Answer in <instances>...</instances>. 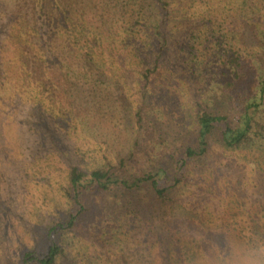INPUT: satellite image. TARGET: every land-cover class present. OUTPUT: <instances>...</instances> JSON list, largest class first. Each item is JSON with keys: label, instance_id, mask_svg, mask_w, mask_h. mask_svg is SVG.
Here are the masks:
<instances>
[{"label": "trees", "instance_id": "trees-1", "mask_svg": "<svg viewBox=\"0 0 264 264\" xmlns=\"http://www.w3.org/2000/svg\"><path fill=\"white\" fill-rule=\"evenodd\" d=\"M162 92L185 93L189 120L147 144ZM23 98L38 108L22 128L35 161L57 167L17 256L0 233V264H260L262 212L249 232L226 226L221 249L182 202L216 149L264 177V0H0V103ZM85 134L96 147L75 152Z\"/></svg>", "mask_w": 264, "mask_h": 264}, {"label": "rangeland", "instance_id": "rangeland-1", "mask_svg": "<svg viewBox=\"0 0 264 264\" xmlns=\"http://www.w3.org/2000/svg\"><path fill=\"white\" fill-rule=\"evenodd\" d=\"M191 90L186 86L184 91L189 95ZM111 91L118 95L119 90L112 89ZM162 93L156 98L158 101L155 104L159 107L165 106L163 109L166 112L159 109L153 120L151 119V123L145 124L146 129L141 132V139L148 138L147 144H156L157 141L165 137L172 141L176 124H182V120L185 118L189 120L191 101L190 99L186 101L185 93L173 92L170 95L168 92ZM111 99H116V97ZM25 101L23 98L11 106H6L5 102L0 103V220L2 218L7 224L5 228L0 226V233L2 232L9 242L15 241L16 244H19V248L10 249L9 254L12 252L15 256L20 253H15V251L24 247L22 241L25 242L28 237V230L23 227L26 224L25 221H28L34 216V213L39 212L44 205L52 200L51 190L43 193L47 187V174L44 172V167H57L56 162L35 161L36 146L30 135L23 133L22 128L25 118L31 119L32 117L34 120L38 108L37 105L34 107ZM15 107L20 111L11 121L8 116L13 115ZM2 112L5 117H1ZM17 118L21 121L19 129L15 124ZM165 120L167 121L165 122ZM104 123L97 124V126L103 127V133L108 131L103 126ZM96 129V125L91 123L90 130L96 131ZM138 131L139 128L137 129L134 125L130 133L136 134ZM19 132L22 136L19 135ZM78 137L81 142L78 143V147H75V152L82 151V149L87 151L96 147L93 135L85 134ZM16 144L18 147L14 148ZM104 146L107 145L104 144ZM148 149L152 151V148ZM240 156L242 157V155ZM240 156L216 149L209 155L206 167L207 175L211 171L213 176L207 179V184L202 181L200 184H195L193 196L182 202L184 207L182 212H186L189 218L187 224L197 232L203 244L212 242L214 247L222 249L223 247L220 245L226 244L228 241V239L226 241L228 233L224 230L226 226H229L228 229L233 235H240L246 230L249 232L252 218L260 212L262 214L256 218L264 224V177L259 178L256 169L241 163L246 161ZM140 160L142 159L140 158ZM218 183H221V186H217ZM210 187L214 192L210 193ZM228 190L230 196L236 197L235 201L245 207L233 208L229 205L231 200L223 201L228 195ZM261 246L263 244L258 245L255 250ZM110 256L115 259L113 253ZM260 264H264V253Z\"/></svg>", "mask_w": 264, "mask_h": 264}]
</instances>
